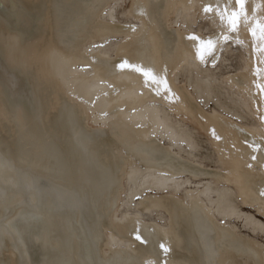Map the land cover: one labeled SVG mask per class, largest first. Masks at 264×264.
<instances>
[{"label": "bare ground", "instance_id": "6f19581e", "mask_svg": "<svg viewBox=\"0 0 264 264\" xmlns=\"http://www.w3.org/2000/svg\"><path fill=\"white\" fill-rule=\"evenodd\" d=\"M118 1L0 0V264H264L228 222L264 233L233 200L264 215V0L234 30L236 0H127L122 23ZM227 40L243 64L215 77Z\"/></svg>", "mask_w": 264, "mask_h": 264}, {"label": "rangeland", "instance_id": "374dc122", "mask_svg": "<svg viewBox=\"0 0 264 264\" xmlns=\"http://www.w3.org/2000/svg\"><path fill=\"white\" fill-rule=\"evenodd\" d=\"M127 0H119L117 5H115L114 10L115 12H113L114 14V20L117 21L118 23H122V18L120 16V11L125 9V2ZM120 2L122 4H120ZM119 5V6H118ZM117 7V8H116ZM120 16V18H119ZM204 26L206 27L207 25L204 24ZM240 50V52H239ZM243 57H244V49L243 46H241L238 43H233V41L227 40L225 42V44L223 45L222 49L220 50V53L218 55L217 60H215L214 64L212 65V73L214 74L215 77H219L220 75H224L228 74V73H232V71H234V69L237 66H240L243 64ZM177 77V83H182L185 79V77L182 75L181 72H178L176 74ZM218 93L214 92V93H210L205 99L204 103L202 104L203 108L205 109V111H210L213 109H216V105L214 103V100L218 98ZM222 112H224L225 114L227 113L226 111L222 110ZM177 118V117H176ZM240 123H244L246 122L245 119H241L238 118L237 119ZM182 124L189 130L190 132V136L192 138V140L195 143V147L192 150V153L194 155V157L200 158L201 162L204 164V166L206 168L212 169L214 167V162H213V150H211V146L208 144V141L205 137L204 134H202L200 131H197L193 125L188 122L187 120H181ZM184 121V122H183ZM187 121V123H186ZM179 179L185 178V176H179ZM191 181H189L186 184H183L180 188V190L182 191L183 189H185L186 187L189 189L192 188H201L202 185L204 184V182L207 181L206 176L197 178V179H190ZM170 185H173L172 183ZM170 187L168 188L169 191ZM133 200H136V197L133 198ZM234 203L238 206L240 212H244V213H248L249 215H251L252 217H254L255 219L259 220L263 226H264V215L257 212L251 205L249 204H241L238 203L237 199L234 198ZM241 204V205H240ZM228 222L230 224H232L234 226V228L242 233L245 234L251 238H253L254 240H256L258 242V244L261 246V249L264 252V233L263 232H250L249 229H247L246 227H244L241 223L240 218H231L230 220H228ZM252 233V234H251Z\"/></svg>", "mask_w": 264, "mask_h": 264}, {"label": "snow or ice", "instance_id": "6c2138e0", "mask_svg": "<svg viewBox=\"0 0 264 264\" xmlns=\"http://www.w3.org/2000/svg\"><path fill=\"white\" fill-rule=\"evenodd\" d=\"M243 4H244V0H236V5L238 8L241 9L240 12L238 11H235L233 10L231 13H222V18H226L227 19V23H228V26L230 29L234 30L237 26H238V22H239V18H240V15L242 14V9H243ZM204 11L205 12H210L212 11V7L209 5V6H205L204 8ZM257 29L259 30V40L262 42L261 43V50L264 51V25H257L256 28H252L250 29V34L253 36V38H257ZM193 39H195L193 37ZM207 46L208 48L210 49L211 48V42H207ZM197 56L198 58L202 59V55L200 53V50L198 49L197 51ZM121 68H126V67H132L134 68L135 71L137 72H141L142 75L146 78V79H152V81L154 83H163L162 81H158L156 80L155 76L152 75L151 71L150 70H144V69H141L137 66H134V65H128L127 62L123 63L120 65ZM258 88H260L262 94H264V86L262 85H257ZM264 119V118H262ZM261 195H264V193H261ZM139 239V237H137ZM161 249L164 250V251H167V249L165 248V246L163 244H161Z\"/></svg>", "mask_w": 264, "mask_h": 264}]
</instances>
